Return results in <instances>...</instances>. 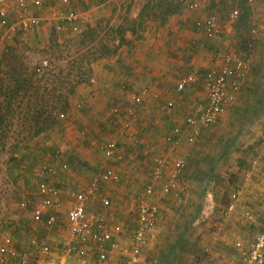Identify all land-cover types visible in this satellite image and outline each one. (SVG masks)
Returning a JSON list of instances; mask_svg holds the SVG:
<instances>
[{"label":"crops","instance_id":"1","mask_svg":"<svg viewBox=\"0 0 264 264\" xmlns=\"http://www.w3.org/2000/svg\"><path fill=\"white\" fill-rule=\"evenodd\" d=\"M196 1L200 5L199 2L207 0ZM50 2L51 0H42V5L44 3L43 6L48 7ZM197 3L194 4L193 10L197 8ZM75 5L76 3H72L74 8ZM244 6L251 12L259 11V20L264 25V0H252L251 3L245 0ZM13 11L15 15L16 11ZM39 11V8L31 9L32 14H42L45 9ZM84 15L82 25L86 29L87 15ZM192 16L185 12L182 16L168 19L158 29L146 28L138 35L126 34L125 43L116 51L98 58L92 64L90 81L80 84L69 98L70 111L66 122L59 123L61 128H65L62 141L58 145L59 150L63 152V159H56L52 153V162L49 164L59 167L61 161L64 162L65 158L70 156L78 158L84 168L77 167L79 172H74L69 167L68 172L59 171L58 175L50 180L61 194L58 198L61 206L57 209L59 221L54 228L58 232L56 237L61 238L56 240V243H62L61 251L54 250L49 239L47 240L58 264H66L67 258H72L67 264H98L93 246L89 247L85 258H80L84 259L83 262L76 261V256L68 257L63 253L69 240L66 212L72 205L67 192L75 186L80 190L89 183L93 178L91 172L97 168V160H103L102 169L107 166L114 167L111 164L114 160L106 157L100 149V144L115 141L114 137L119 129L112 127L115 122L112 121L117 118L121 120V117L124 119L127 115L121 108L120 117L110 116L106 110L107 106H123L124 95L130 99L131 93H140L144 87L150 91L148 95H143L141 103L136 105L143 109L132 116L133 131L125 140L123 137L116 138L117 142L126 144L123 148H118V153H122L125 162L129 164L127 173L124 171L125 186L134 188L137 184L140 188L148 185L156 159L168 155L164 136L162 138V133H165L164 123H160L158 131L155 126L151 128L155 123V105L157 107L158 103L156 99H159L155 98V95L160 96L161 101L172 100L174 103L171 110L161 114L174 112L173 116L181 124L178 127L181 129L182 142L175 157L184 159L186 167L178 184L181 193L179 204H176L172 196L160 199L157 195L159 187L155 186V196L150 198V202L157 206L158 213L153 234L142 248L140 264H239L240 252L248 248L264 227V84H253L255 75L251 66L235 100L213 124L220 128L218 133L210 137L206 134L195 144L185 141L184 120L180 117L185 118L191 114L197 99L205 96L200 76L215 66L214 53L210 49L224 34V25L221 23V35L206 39L201 33L195 32ZM15 18L12 16L10 19L15 21ZM45 26L48 27L46 23H41L34 28ZM0 32H3L1 27ZM210 46L212 48H209ZM183 66H186L184 68L188 72L174 80L173 77ZM188 74L196 77L195 82L189 84L184 92L176 93V83ZM80 100L85 101L82 108L78 106ZM222 130L233 132L232 135L236 139L233 147L227 144L225 147L213 149L217 155H214V152L209 153L206 147L202 148L210 143L216 146ZM133 134L141 141L136 147L130 145ZM101 139L106 141L101 142ZM52 144L51 141L48 143ZM209 156L212 162L205 163V157ZM143 167H149L145 178L139 173L144 170ZM66 175L73 177V180L68 179ZM74 179L83 182L77 184ZM93 203L87 207L89 215L98 214L91 211ZM230 203H233V207L228 210ZM118 208L112 211L110 207L111 212L105 219L106 231L111 234L112 241L118 248L117 257L109 256L111 264H124L120 251L127 248L128 237L137 227L136 208L133 218H130L127 209H123L126 206L119 204ZM246 213L252 215V218L248 219ZM29 219L31 220V217ZM237 243H240V247H237ZM27 249L28 243L23 251ZM110 253L112 254V251ZM91 257L95 258V261Z\"/></svg>","mask_w":264,"mask_h":264},{"label":"rangeland","instance_id":"2","mask_svg":"<svg viewBox=\"0 0 264 264\" xmlns=\"http://www.w3.org/2000/svg\"><path fill=\"white\" fill-rule=\"evenodd\" d=\"M146 1L76 0L75 2V0H71V8L74 11L83 15L86 13L87 15V28L77 35L67 32H57L50 25L48 27L20 30L11 39L7 40H1L2 32H0V237L5 234L10 235L16 250L24 252L26 244L28 243L29 246V241L32 238H45L49 239L54 250L61 251L62 243H56V240L61 239L56 237L58 232L54 228L50 231H45L40 224H34L29 219L31 209L38 201L36 195L37 181L32 176V170L43 163L52 162L50 159L52 153L54 156L55 152L61 151L58 145L62 141L65 128H61L62 125L56 126L55 120L58 123H65L70 111L69 104L68 109L64 111L56 108V85L58 86L64 82L63 89L67 91L66 89L69 87L68 81L73 83L79 79L80 74L85 73L83 75H88L90 65L87 67V63L90 61L92 66L98 59L92 61L93 57L108 55L109 52H106L113 49V46L116 44L118 37L114 29L123 27L124 35L128 33L138 35L146 28L153 30L154 27L156 29L162 27L163 24L160 23V18H146L142 23L137 21L138 13ZM251 1L247 0L248 3H251ZM244 2L245 0H207L199 2L200 5H198L196 0L183 1L184 8L181 12L168 17L165 23L168 19L174 16H182L185 12H189L190 15L194 16V18L192 16L193 21L208 15L217 16L222 21V25H224V34L222 39H217L218 42L213 43V48L209 47L212 48L210 50L214 54L218 52H233L240 56H247L250 61L249 66H251V71L255 75L253 77V84L260 86L259 83L262 82L261 84H264V25L259 20V11L253 10L251 12L244 6ZM72 3H76L75 8L72 6ZM195 3H197V8L193 10ZM43 5L45 4L43 3ZM43 5L39 8V12H42L46 8ZM235 8L238 9L237 18L230 19L229 15ZM131 27L134 28V33L129 30ZM92 28L99 34L96 37V41L94 43L88 40L87 42L84 41L83 39L85 38L81 37L82 34L89 32ZM43 61L47 62V67L42 76L39 77L35 74V69ZM184 67L186 66L180 68L178 74L173 77L174 80L188 72ZM60 70H62L61 73ZM56 74L59 75L60 79L56 78ZM89 81L90 76L81 84H86ZM78 86L75 87L74 92ZM158 97L159 99H156L158 101L157 107L155 105V123L152 124L151 128L155 126V130L158 131V126L160 129V123L163 122L165 133H162V138L163 136L165 138L169 130L181 124L173 116L174 112L166 115L161 114L163 112L158 108L159 101L161 100L160 96ZM123 102V106L113 105L110 107L108 105L106 109L110 116L113 117L120 115L121 108L123 111H126L127 116L124 119L121 117V120L117 118L119 121L116 119L112 121H115L114 124L112 123V127L119 129L118 133L115 134V141L117 140L116 138L122 139L123 137L124 140L127 138H124L122 135L125 130H128L129 133L133 131L132 123L134 120L132 121V116L143 109L136 107L137 104L125 95ZM84 104L85 101L83 100L78 102L80 108ZM115 108L118 109L117 113H114ZM180 119L184 120V116L180 117ZM52 121L54 123L50 125ZM125 122H130L127 129H123ZM38 129H43V131L37 132ZM219 130L220 128L213 124L201 129L199 136L196 137L192 144L198 142L206 134L209 137L213 134L216 135ZM232 133V131L227 132L226 130H222L217 138L216 146H213L211 143L209 146L208 144L200 146L202 148L206 147L209 153L214 152L213 149L225 147L227 144L233 147L236 139ZM130 139L132 142L130 145L133 147L138 146L141 142L134 134ZM50 141L53 143V146L48 145ZM100 141L105 142L106 139H101ZM116 144L118 148H123L126 145L117 141ZM93 150L96 149L93 148ZM60 154L62 155L60 159H63V152H60ZM120 155V160H114L111 163L119 175V181L105 185V189L111 200L109 208L112 207L113 211L119 209V204L122 207L126 206L123 209H127L130 218H133L136 200L142 193L144 186H140V188L137 187V184L134 188L125 186L126 174L124 171L127 173L129 164L125 162L126 159L123 154L120 153ZM214 155H217V153L214 152ZM135 158L138 157L135 156ZM210 158L211 156L205 157V163H211L212 160H209ZM56 159L59 158L56 156ZM97 161V168L91 172L92 177L98 175L102 170L103 160ZM64 162L74 172L75 170L77 171V167L84 168L81 167L82 164L76 157H66ZM143 169L139 173L145 178L148 175L149 167H143ZM66 176L68 179L73 180V177ZM80 179L83 180V178ZM74 180L77 184L83 182L79 179ZM123 187L125 188L123 189ZM77 189L79 187L75 186L67 194ZM21 202L26 203L25 209L20 207ZM100 207V204L93 203L91 211L103 215L107 219L111 210L108 207ZM130 225H132V221ZM106 247L109 250L108 254L110 257H117V247L111 249L110 244L106 245ZM111 251L112 254L110 253ZM71 259L67 258V262ZM91 259L95 261V258L91 257ZM77 260L83 262L84 259L77 258ZM86 263H88V260Z\"/></svg>","mask_w":264,"mask_h":264},{"label":"built area","instance_id":"3","mask_svg":"<svg viewBox=\"0 0 264 264\" xmlns=\"http://www.w3.org/2000/svg\"><path fill=\"white\" fill-rule=\"evenodd\" d=\"M70 4L71 0H51L42 14H32L31 9L40 8L42 0H0V27L3 29L1 40L11 39L20 30L31 29L41 23L50 25L57 32L80 34L84 29L82 22L85 17L82 13L74 11ZM13 10L16 11L15 15ZM237 15L238 11L233 10L229 17L236 19ZM12 16L16 17L15 21L10 19ZM193 26L195 32L201 33L208 40L220 36L223 31L221 22L215 15L198 18ZM214 59L215 66L200 76L205 96L197 99L193 112L184 118L183 131L186 133L185 141L188 143H193L201 129L211 126L225 113L227 106L235 100L241 83L249 71L250 61L247 56H240L233 52H218L214 54ZM46 67L47 62L43 61L35 69V74L41 77ZM195 79L196 77L192 74L180 78L175 86L176 93L184 92L189 84L195 82ZM149 91L147 87H144L140 93H131L130 100L139 104L142 96L148 95ZM154 97L158 98L157 95ZM173 107L172 100L160 101L158 104L159 110L163 113ZM117 112L118 109L115 108L114 113ZM129 123L125 122L123 129H127ZM180 132L181 129L176 127L166 134L164 141L168 147V155L156 159L150 172V183L144 187L136 200L137 227L128 237L127 248L120 251L124 264H140L142 248L153 234L158 208L150 202V198L155 196V186L159 187L157 195L160 199L172 196L176 204L180 203L181 193L178 184L186 167L184 159L175 157L182 142ZM129 135L128 130H125L122 136ZM100 149L109 159H121L116 141L101 144ZM60 152H55L54 156L60 158ZM59 171L68 172V165L62 161L59 167L44 163L32 171V176L37 181L38 201L31 209L30 217L32 222L40 224L45 231L55 228L59 221L57 209L61 206L58 200L61 194L50 181L58 175ZM118 181L119 175L115 169L107 166L85 187L67 194L72 205L66 212V225L69 232V240L63 249L66 256L85 258L89 247L93 246L98 264H111L106 245L110 244L111 249H115L117 244L113 243L111 234L106 231L104 216L89 215L87 207L93 202H99L104 208L109 207L111 200L105 185ZM20 207L25 209L26 203L21 202ZM232 207L233 203H230L228 210ZM245 215L248 219L252 218L249 213ZM237 247H240V243H237ZM0 264H58V262L47 239L32 238L28 249L20 252L16 250L12 237L5 234L0 237ZM239 264H264V227L248 248L240 252Z\"/></svg>","mask_w":264,"mask_h":264},{"label":"trees","instance_id":"4","mask_svg":"<svg viewBox=\"0 0 264 264\" xmlns=\"http://www.w3.org/2000/svg\"><path fill=\"white\" fill-rule=\"evenodd\" d=\"M183 8H184V6H183L182 0H147L142 5L136 19H138L137 21L142 23L144 21V19H146V18H154V19L160 18V23L164 24L168 17H170L174 14L180 13ZM140 23H139V25H140ZM129 30L132 33L135 32L133 27H131ZM114 31L117 32V37H118V39H116L117 43L113 46V49L107 51L106 53H108V52L110 54L113 53L114 51H116V49L121 44L125 43V38H124L125 35H124L123 27H118V28L114 29ZM98 35L99 34L95 32V29L92 28V29H90L89 32L82 34L81 37L85 38L83 40L86 42L88 40V41H92L94 43L96 41V37ZM98 42H100V41H98ZM101 57H102V55H97L96 57L92 58V61L96 60L97 58H101ZM89 65L91 67L90 61L87 63V67ZM90 67L88 68V75H83V74H85V73H83V74H80L79 79H77L73 83H71L69 81L67 82V84L69 86L68 89H66L67 91H65L63 89L64 82L60 83L58 86L56 85V93H57L56 94V102H57L56 108H60V111H64V110L68 109V100H69L70 95L74 92V89L76 86H78L79 84L86 81L88 79V77L91 75V68ZM61 72H62V70H60V73ZM56 78L60 79L59 75L56 74ZM53 123H54V121H52L50 123V125ZM55 125L60 126L59 123L56 122V120H55ZM42 131H43V129H38L37 132H42Z\"/></svg>","mask_w":264,"mask_h":264}]
</instances>
